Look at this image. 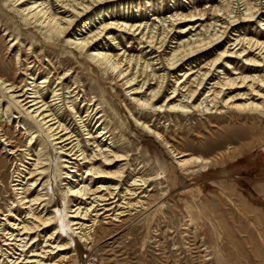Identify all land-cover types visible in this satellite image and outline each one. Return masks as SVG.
I'll use <instances>...</instances> for the list:
<instances>
[{"label": "rangeland", "instance_id": "1", "mask_svg": "<svg viewBox=\"0 0 264 264\" xmlns=\"http://www.w3.org/2000/svg\"><path fill=\"white\" fill-rule=\"evenodd\" d=\"M3 2L0 0V75L20 87L27 83L29 73L37 78L38 83L43 77H48L50 81L43 88L45 101L51 102L53 89L60 88L62 118L79 134L81 144L86 149L91 147L88 148L83 138L87 130L82 132L80 118L93 135L100 133L102 125L98 127L99 123L107 125L109 131L106 134L107 140L100 144L102 149H105L104 143L108 144L112 137L116 147L121 148L128 158L123 161L127 164L121 192L125 193L126 186L133 187V190L141 192L132 201L137 198L143 201L142 205L126 210L118 221L111 220L112 215L102 219L95 244L81 241L68 230L65 222V231L60 230L57 238L59 243L72 239V247L50 254L48 259L55 264L61 256H65L67 260L61 264H264V119L243 118L239 112L229 109H223L226 111L221 114H209L210 109L188 116L152 108L138 109L116 74H104L79 53L73 56L66 45V38L56 40L55 46L48 45L36 37L32 28L23 29L19 21L7 12L8 8L2 6ZM218 2L219 0H130L124 1L121 6H115L112 12L131 18L133 22H153L160 25L159 19H167L174 11L203 9ZM92 12L89 13L92 16L91 25L94 21L98 22ZM86 17L78 19L73 29ZM260 19V24L255 19L240 24V27H233L217 49L221 50L228 44L235 43L234 34L242 32L264 41V16ZM209 21L210 19L207 20ZM188 23L194 22H183L181 27ZM7 32L13 35L9 38ZM121 33H113L120 48L130 49L134 46L135 50L132 52L138 54L140 45L130 35L123 37ZM13 36L18 41L15 45L10 43ZM101 41L112 45L104 36ZM144 51L146 49L143 54ZM145 53H150L147 57L157 54L148 52V49ZM203 53L201 58L200 55L191 58L192 65L202 66L217 54L212 48ZM222 63L218 66L226 71ZM235 63L241 74H258L263 70L262 67L251 69L243 65L240 59L235 60ZM65 71H68V76L61 80L60 76ZM211 72L216 79L222 76L217 73V69ZM171 78L169 75V80ZM175 78L176 75L172 80ZM58 81H61L59 85ZM238 92L250 91L243 88L232 91L229 95H236ZM167 93L168 87L158 104H165L164 96ZM69 96L70 99L66 98ZM203 97H197V102H201ZM72 99H75L74 106L78 112L75 118L67 110V101ZM6 106L9 113H0V126L10 139L16 141L17 146L26 148L29 133L23 127L25 121L13 119L18 108L8 94L0 89V109ZM134 118L148 122L154 128L156 125L175 153L155 135L146 132ZM241 127L248 128L247 136L239 138L236 130ZM222 136L235 140L216 147L222 141ZM38 148L37 141L30 146L31 155L27 156L32 160L23 159L27 150L19 152L18 157L25 161L27 167L32 168L29 165L37 158ZM44 149L46 154L42 153L40 158L43 164L51 163L50 173L42 179L45 184L37 185L29 196L35 195L36 190L46 193L49 204L41 212L45 210L47 216L54 218L57 213L63 214L64 200L68 193L55 174L58 153L49 141ZM1 151H4L2 142L0 159L3 160L5 175L0 179L5 189L0 194V202L6 201L10 205L13 202L15 212L23 217L26 210L15 200L10 185L14 157ZM182 152H186L183 157L200 156L211 159V162L193 164L185 169L176 163L177 154ZM99 162H95V165ZM110 169L115 170L117 166ZM139 175L146 178L147 183L141 189H134V186H129L130 181ZM99 181L106 183L101 179L95 180ZM39 208L40 206L37 207ZM56 227L57 223L53 221L46 231L43 230V236L39 237L38 242L42 244L46 235L56 230Z\"/></svg>", "mask_w": 264, "mask_h": 264}, {"label": "bare ground", "instance_id": "2", "mask_svg": "<svg viewBox=\"0 0 264 264\" xmlns=\"http://www.w3.org/2000/svg\"><path fill=\"white\" fill-rule=\"evenodd\" d=\"M3 1L2 6L8 8L7 12L19 21L23 29L32 28L36 37L50 46H55L56 40L66 38V45L71 49L73 56L79 53L104 74H116L138 109L152 108L182 116L210 109L212 110L209 114H221L229 109L239 112L243 118L264 119V41L242 32L234 34L235 43H226L228 45L224 49H217L233 27H240V24L255 19L259 24L262 22L260 18L264 16V0H219L218 4L203 9L174 11L167 19H159L160 25L153 22L137 23L123 15L113 14L115 6H121L124 1L130 0ZM90 12L98 20L92 24H96L95 26L91 25ZM83 16H87L86 19L81 20L73 29L74 23ZM183 22L194 23L181 27ZM262 25L264 29V22ZM69 31L72 32L68 33ZM117 31L122 32L123 37L130 35L131 39L140 45L138 54L132 52L134 46L130 49L120 48L113 35ZM7 35L10 38L13 34L7 32ZM103 36L112 45L102 43ZM16 38L13 36L10 39L12 45L18 43ZM210 48L216 50L215 58L202 66L192 65V57L200 55L201 58L204 56L203 51ZM144 49L146 51L143 54ZM147 49L148 52L157 54L147 57L150 54L145 53ZM239 59L251 69L262 67V73L241 74L235 66V60ZM221 62L224 70L230 74L221 70L218 66ZM215 69L222 75L218 79L212 77L211 71ZM67 72L60 76L61 80L68 76ZM28 75L30 77L26 78L28 81L24 87L17 86L0 75V89L8 94L18 108L13 119L24 120L23 127L29 133L27 147L23 148L17 146L16 141L10 139L0 126V142L4 149L1 152L14 157L11 165V189L15 200L26 210L25 215L20 217L14 210L13 202H10L11 205L6 201L0 202V264H55L48 259L50 254L67 250L73 243L72 239L65 243L58 241L57 234L60 230L65 231V222L68 230L81 241L95 244L102 219L112 215L111 220L118 221L126 210L142 205L143 202L140 198L132 201L141 192L133 190V187L126 186L125 193L121 192V182L125 177L127 164L123 161L128 158L121 148L116 147L112 137L108 144L104 143L105 149H102L100 144L107 140L106 134L109 131L107 125L99 123L98 127L102 125L100 133L93 135L86 129L85 121L80 118L82 132L87 130L83 138L88 148L91 147L84 148L79 134L62 118L60 88L53 89V99L47 102L43 97V88L47 85L45 83L50 81L48 77H43L38 83L34 75ZM169 75L172 78L176 75L177 78L174 81L172 78L169 80ZM57 83L59 85L61 81ZM167 87L169 93L164 96L165 104H158ZM243 88L250 92L229 95L230 92ZM200 95L204 96L203 100L197 102ZM66 98L70 99L71 96ZM74 101L75 99L67 101V110L75 118L78 112L75 110ZM2 112L8 114V107L0 109V113ZM1 116L2 114L0 121ZM134 119L146 132L155 135L175 153L156 125L154 128L148 122ZM247 129L241 127L236 130L237 136H247ZM221 138L222 141L218 142L216 147L235 140L226 136ZM36 141L39 144L37 158L30 163V168L18 155L19 152L27 150L28 153L24 154L23 159L32 160L27 155H31L29 148ZM48 141L58 153L55 174L68 193L64 200L63 214L57 213L54 218L47 216L45 210L41 212L49 204L46 193L36 190L35 195L29 196L37 185L45 184L42 179L50 173L51 163L43 164L40 158L42 153L46 154L44 148ZM185 155L186 152H182L176 156L177 165L185 169H189L193 164L203 165L211 162V159L200 156L183 157ZM2 161L0 159V178L5 175ZM97 161L100 162L95 165ZM114 166H117V169H110ZM96 179L106 183L95 182ZM1 180L0 194L5 189ZM115 180L118 183L112 184ZM146 183L147 179L139 175L133 177L129 186L141 189ZM53 221L57 223L56 230L48 233L41 244L38 242L39 237L43 236V230L46 231ZM60 258L57 264L67 261L65 256Z\"/></svg>", "mask_w": 264, "mask_h": 264}]
</instances>
